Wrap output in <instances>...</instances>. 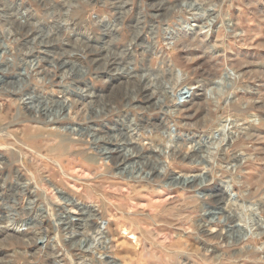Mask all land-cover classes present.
Listing matches in <instances>:
<instances>
[{"label": "clouds", "instance_id": "1", "mask_svg": "<svg viewBox=\"0 0 264 264\" xmlns=\"http://www.w3.org/2000/svg\"><path fill=\"white\" fill-rule=\"evenodd\" d=\"M249 23L264 0H0V264H117L113 236L137 264H264Z\"/></svg>", "mask_w": 264, "mask_h": 264}, {"label": "rangeland", "instance_id": "2", "mask_svg": "<svg viewBox=\"0 0 264 264\" xmlns=\"http://www.w3.org/2000/svg\"><path fill=\"white\" fill-rule=\"evenodd\" d=\"M238 11V10H236ZM247 30L251 37V43L252 46L245 47L241 45H233V50L231 53H229V56L233 59H238L245 62V68L244 71H248L253 75V79L246 81V84L248 87L252 89L251 92H241L237 93L239 97L245 100H259L261 95H264V76L260 74H264V47H257L256 45H262L264 44V28L258 27L254 23H249L247 25ZM199 32V28L195 29L192 33L186 34L182 37L184 40V43L187 45H190L186 49H183L182 51L176 52L175 55L178 58L183 57H200V59L195 60L194 64L198 65L201 63H205L206 61L211 60V54H203L202 48L195 46L194 42H198L199 40H204V35L201 34L199 37H197L196 33ZM219 39V33L213 32L208 36V39L205 41V43L208 42H216ZM217 52L223 51L222 49H216ZM254 107H260V104L257 103L254 105ZM261 118H264V112L258 113ZM253 131L256 132L257 135H264V129H253ZM258 147L264 148V143L258 144ZM249 175L253 178V180H258L262 175H264V165H258L256 168H254ZM125 195H128L127 190H125ZM164 195V194H161ZM132 201V205L135 206L137 204L140 205L139 211H149L147 209L146 205L149 203L150 198L146 196L143 192H140L139 195L131 196L130 197ZM170 199L169 196L165 195V201ZM140 202V203H139ZM153 208L159 207L160 203L159 201L152 200ZM146 208V209H145ZM110 211H114V208L110 209ZM134 214V213H132ZM154 216H157V225L156 228L161 233V243L160 247H166L169 243L165 237L169 233L175 237L178 230L176 229H170L165 227L161 222L167 220V217L158 216L157 213H152ZM47 223V222H46ZM119 221L117 217H113L109 221V226L114 229L119 235ZM151 228V225L145 224V229ZM187 235V234H185ZM184 237H181V240H183ZM113 240L116 241L120 245L118 252L121 257L117 261V264H125V258L130 262V264H137L135 260V255L139 249L131 248L128 246V239L127 238H121L120 240H116V237L113 236ZM188 243H191V241H187ZM57 247H59L57 245ZM49 250H51V245L49 246ZM9 250H0V256H4L7 254ZM30 252L35 251V248H30ZM146 264H155V261H148Z\"/></svg>", "mask_w": 264, "mask_h": 264}, {"label": "bare ground", "instance_id": "3", "mask_svg": "<svg viewBox=\"0 0 264 264\" xmlns=\"http://www.w3.org/2000/svg\"><path fill=\"white\" fill-rule=\"evenodd\" d=\"M140 203V202H139ZM146 209V208H145Z\"/></svg>", "mask_w": 264, "mask_h": 264}]
</instances>
